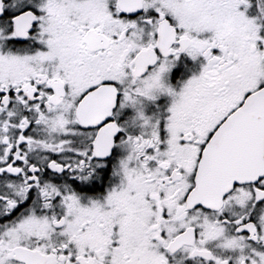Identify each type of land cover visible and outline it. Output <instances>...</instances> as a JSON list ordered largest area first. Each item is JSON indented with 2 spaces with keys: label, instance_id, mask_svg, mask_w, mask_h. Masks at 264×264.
I'll return each instance as SVG.
<instances>
[{
  "label": "snow or ice",
  "instance_id": "1",
  "mask_svg": "<svg viewBox=\"0 0 264 264\" xmlns=\"http://www.w3.org/2000/svg\"><path fill=\"white\" fill-rule=\"evenodd\" d=\"M0 264H264V0H0Z\"/></svg>",
  "mask_w": 264,
  "mask_h": 264
}]
</instances>
